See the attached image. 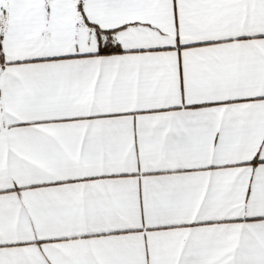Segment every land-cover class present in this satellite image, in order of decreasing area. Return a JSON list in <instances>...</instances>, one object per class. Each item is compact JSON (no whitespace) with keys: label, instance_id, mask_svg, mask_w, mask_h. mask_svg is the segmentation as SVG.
<instances>
[{"label":"snow or ice","instance_id":"1","mask_svg":"<svg viewBox=\"0 0 264 264\" xmlns=\"http://www.w3.org/2000/svg\"><path fill=\"white\" fill-rule=\"evenodd\" d=\"M0 264H264V0H0Z\"/></svg>","mask_w":264,"mask_h":264}]
</instances>
